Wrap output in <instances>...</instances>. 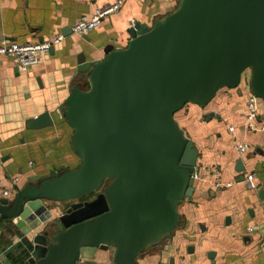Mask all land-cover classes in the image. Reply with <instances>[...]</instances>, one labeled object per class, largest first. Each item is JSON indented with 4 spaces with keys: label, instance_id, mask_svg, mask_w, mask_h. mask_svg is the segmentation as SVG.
I'll list each match as a JSON object with an SVG mask.
<instances>
[{
    "label": "water",
    "instance_id": "water-1",
    "mask_svg": "<svg viewBox=\"0 0 264 264\" xmlns=\"http://www.w3.org/2000/svg\"><path fill=\"white\" fill-rule=\"evenodd\" d=\"M128 31L125 47L80 56L91 87L76 85L64 107L80 165L30 176L13 199L0 197L1 217L29 224L30 264H75L99 248H112L117 264H142L139 253L170 235L178 203L194 190L197 149L175 117L187 102L205 105L222 85L238 84L248 66L252 92L264 99V0H180ZM51 124L48 111L26 121ZM94 192L58 214L46 204Z\"/></svg>",
    "mask_w": 264,
    "mask_h": 264
},
{
    "label": "crops",
    "instance_id": "crops-1",
    "mask_svg": "<svg viewBox=\"0 0 264 264\" xmlns=\"http://www.w3.org/2000/svg\"><path fill=\"white\" fill-rule=\"evenodd\" d=\"M112 1L0 0V42L4 38L26 41L64 33L43 60L27 69L21 68L13 55L0 54L1 178L18 177V185L24 186L30 176L77 168L81 156L74 144L75 128L64 107L76 85L83 90L91 87L90 69H80V56L95 60L106 55L107 46L125 47L133 22L153 25L180 3L124 0L117 11L85 33L72 30L79 17L91 15ZM243 71L238 84L222 85L204 108L189 102L188 114L175 118L197 149L194 171L198 177L194 178L192 195L178 203L179 223L169 236L139 253L140 263L264 264V248L260 247L264 239V192L259 194L264 188V130L260 129L264 124V99L257 96L256 129L246 132L243 113L252 88L244 81ZM45 111L50 113L53 124L27 127L29 118ZM229 123L235 125L234 133L228 130ZM237 140L249 144L242 155L236 152ZM238 160L241 169L236 168ZM248 172H254V188L242 181ZM218 180L233 184L215 187ZM74 200H47L46 204L58 214ZM249 226L256 228L249 230ZM28 227L22 220L0 215V264H30L33 242L32 234L25 232ZM75 264L117 262L112 248H99L91 259Z\"/></svg>",
    "mask_w": 264,
    "mask_h": 264
},
{
    "label": "built area",
    "instance_id": "built-area-1",
    "mask_svg": "<svg viewBox=\"0 0 264 264\" xmlns=\"http://www.w3.org/2000/svg\"><path fill=\"white\" fill-rule=\"evenodd\" d=\"M124 0H114L110 4L98 7L91 15H82L72 25V30L83 34L92 27L100 24L103 19L110 13L117 11ZM64 37V33H57L47 38L20 41L17 39L4 38L0 42V54H11L15 57L18 65L27 69L32 64L40 62L50 51V49L60 42ZM257 95L253 92L249 93L246 99V109L243 113L242 126L246 132H251L256 129V122L259 118V109L257 104ZM260 129L264 130V124L260 125ZM228 130L231 133L235 132V125L233 123L228 124ZM249 148V144L243 140H237L235 143V149L238 155H242ZM193 178H197V172L193 171ZM254 172H248L242 177V181L248 184L250 187H255ZM19 178L14 177L9 180L0 177V188L3 191V196L10 197L12 189L18 185ZM233 181L222 182L220 180L214 182L215 187L220 186H231ZM16 190V188H15ZM256 228V226L247 227L249 230ZM260 247L264 248V239L260 243ZM212 264H223V263H212Z\"/></svg>",
    "mask_w": 264,
    "mask_h": 264
},
{
    "label": "rangeland",
    "instance_id": "rangeland-1",
    "mask_svg": "<svg viewBox=\"0 0 264 264\" xmlns=\"http://www.w3.org/2000/svg\"><path fill=\"white\" fill-rule=\"evenodd\" d=\"M244 71H243V79H244V81L245 82H248V83H250V78H251V66H248V67H246V68H244L243 69ZM204 106H206V105H199V107L200 108H204ZM188 110H189V102H187L186 104H185V106H184V108H183V112L185 113V114H188ZM206 116V115H205ZM205 116L203 117V118H205ZM176 118V117H175ZM107 181H112V179L111 178H107L106 179ZM100 190H102V188L101 189H99L98 191H100ZM95 193V192H94ZM92 194V193H91ZM87 196V195H86ZM55 204V203H54ZM64 209V208H63Z\"/></svg>",
    "mask_w": 264,
    "mask_h": 264
},
{
    "label": "flooded vegetation",
    "instance_id": "flooded-vegetation-1",
    "mask_svg": "<svg viewBox=\"0 0 264 264\" xmlns=\"http://www.w3.org/2000/svg\"><path fill=\"white\" fill-rule=\"evenodd\" d=\"M111 181H106V185H108L109 183H110ZM103 190V189H102ZM102 190H100V191H102ZM98 192H95V193H92V194H89V195H87V196H84V197H82V198H78V199H75L73 202H71L70 204H69V206L72 204V203H74V202H80V201H83V200H90V199H93L95 196H96V194H97ZM68 206V207H69ZM67 207V208H68ZM66 210V209H65Z\"/></svg>",
    "mask_w": 264,
    "mask_h": 264
}]
</instances>
